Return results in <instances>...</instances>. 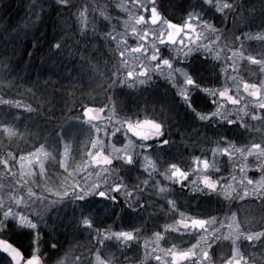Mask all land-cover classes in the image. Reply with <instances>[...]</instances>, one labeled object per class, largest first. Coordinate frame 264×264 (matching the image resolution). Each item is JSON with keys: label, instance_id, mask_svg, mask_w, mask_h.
Returning <instances> with one entry per match:
<instances>
[{"label": "rangeland", "instance_id": "374dc122", "mask_svg": "<svg viewBox=\"0 0 264 264\" xmlns=\"http://www.w3.org/2000/svg\"><path fill=\"white\" fill-rule=\"evenodd\" d=\"M86 2V0H84ZM94 0H91L93 3ZM139 3L144 4L149 11H145V8L135 6L137 0H104L103 5H108L106 17L112 18L107 34H111L109 41H111L112 50L107 47L104 50L107 56L110 58L109 70L107 74L108 83L117 82L121 80L119 85L129 84L132 89H143L151 85L152 81L161 83L167 81V85L171 88L173 94L181 102L185 109L193 112L195 111L194 94L199 91L200 97L203 96V101L212 102V110L219 111L222 114L228 116L231 119L236 118L235 107L230 100L226 98H220L218 95L212 97L208 92L204 91V88H210L217 93L223 91L225 87L229 90V95L234 96L241 101V104L236 107H243L244 104H248V111H253L252 99H249L247 94L243 92L241 84V92L236 93L235 86L232 83V77H236L238 82L257 83L264 80V75H261L257 65H254L247 59L248 56H254L256 59L264 57V41L260 39L263 29H255L253 31H245L242 34H238V38L234 42H229L228 36L223 35V31L215 22L206 18L204 15L203 20H207L212 25V28L219 30L220 39L217 40V33L211 31V29H205L203 27V21H197L193 19L196 32H200L201 40L195 41L193 36V42L201 45L208 44L212 51L205 52L203 49L197 50L191 53L187 58L181 54L176 56L173 48L186 51L188 44V36L185 32L176 38V44L171 43L160 45L158 41H155L154 32H158L162 22L168 19L162 17V20L157 25L150 24V7L148 0H139ZM224 3H229L226 0H214V4L217 8ZM65 5V4H64ZM69 9H73L71 4H67ZM96 10L97 3L95 2ZM157 6V4H156ZM79 23L81 28L86 27V20L90 16L87 12L80 10ZM159 11V10H158ZM193 12V11H192ZM191 13V12H190ZM189 14V13H188ZM188 14L184 19L179 22H172L175 24L184 25L188 19ZM143 15L145 21L138 23L139 16ZM226 21L230 20V16L223 18ZM231 22V21H230ZM229 22V23H230ZM18 35L23 34L24 28L17 27ZM133 28L141 36L145 32L149 33L147 38L141 40L133 33ZM1 29V28H0ZM191 35V33H189ZM108 36V35H107ZM251 37V38H249ZM166 39V36H165ZM251 39L252 42L247 41ZM180 41L184 42L182 46ZM155 42L156 46L161 49L162 56L165 58H171L174 61V68H184L195 81L197 78L193 73L195 57L198 55L206 56L214 61V65L218 71V79L208 86L207 84H201L197 81L196 84L190 85L189 98L185 99L180 95V90L183 87L184 77L173 72L169 75L168 70L165 68L164 74L160 72H153L151 77L145 83L140 82L138 77L139 69L138 63L143 62V58L139 53H133L130 50H134L141 43L148 48V54L151 53L150 45ZM113 51V52H111ZM124 51L125 56L120 57L119 52ZM125 62V64L122 63ZM231 65V66H230ZM133 71L134 77L126 78V72ZM63 75L59 76L62 77ZM56 85L58 80L53 81ZM62 84V80H60ZM45 85V83H43ZM118 85V86H119ZM156 86V85H155ZM157 87V86H156ZM68 92V91H66ZM69 93V92H68ZM113 93V92H110ZM97 96L93 95L92 99H96ZM110 100V97L108 96ZM213 100H218L217 104L213 103ZM17 107L29 110V106L24 101H18ZM25 103V104H24ZM114 105V104H113ZM90 106V105H89ZM96 106V105H95ZM97 109L103 108V112H94V116H99V120H92L91 125L87 123V120L83 118L81 106L70 105L63 114V118L71 117L65 123V129L67 133L57 131L54 137H44L41 132H37L36 129H23L17 130L10 125L0 123V131L4 133L9 140L2 142L6 144L7 149H0V236L9 234L10 228H18L27 239L28 249L30 255H39L42 264H175V260L170 255V251H185L189 249L193 244H196L200 235L211 233L214 230H219L224 236L228 233V224H233V233L237 230V224L241 230L258 232L264 225V212L259 214L251 207L254 202L261 201L256 196L250 195L246 197L244 201H240L233 194L232 199H228L225 195H217L216 193L206 194L199 192V188L202 187L201 179L203 175H209L213 181H220V187L226 188L231 194L232 189L237 192H241L244 187H247L249 192L252 191V185L247 184V180L258 181L261 178V170L257 166L259 161L254 156H247L242 160L239 154L233 153L229 158L226 154L217 152L213 156L212 149L217 147L225 148L229 147L227 144L217 145L214 142L220 138L210 139L209 134L203 135L200 144L191 145L189 149V157L187 161L183 163H177L175 155L173 153V147L170 145L171 153L168 155L167 143L164 148L143 149L135 148L134 160L132 163H128L122 159L117 158L114 160L113 165L107 166V171H104L101 166H98L93 161L92 157L96 154L103 152V155L111 156L114 146L116 149H122L128 143V139L131 138L133 144H144L151 141L162 140L161 138H154L149 141H141L139 137H135L134 134L129 132L126 138L123 135V130L126 129V124L121 132L115 136L111 135V132L117 121H130L135 123L137 120L153 119L146 116L136 118L133 116L132 111L124 109L122 106L114 105V111L110 112L108 107L96 106ZM177 109V108H176ZM179 111V109H177ZM257 114L264 115L258 108L255 109ZM195 114V113H194ZM204 114V113H202ZM209 114V113H208ZM198 115V113H196ZM207 115V114H204ZM199 116V115H198ZM74 117V118H72ZM80 120H78V118ZM109 117H111V123H109ZM77 118V119H76ZM219 119V117H218ZM222 126L236 127L239 129V123L229 124L227 121L218 120ZM41 120V119H40ZM157 120V119H156ZM246 123L250 129H260V125L256 121H252L245 118ZM37 121L34 124H37ZM204 124L206 123L203 120ZM24 123H29L24 121ZM52 122V126L55 125ZM42 131L45 133V124L42 120ZM83 126V127H82ZM96 129H100L99 132ZM204 129H206L204 127ZM245 129V128H244ZM207 130V129H206ZM206 130L203 132L206 133ZM247 130V129H246ZM167 131V130H166ZM9 135L10 137L8 138ZM252 135V134H251ZM167 136V134H166ZM165 136V137H166ZM12 137V138H11ZM232 141L237 149L244 148L249 145L248 138L246 142L240 143L235 136H225ZM11 138V139H10ZM22 139H26L30 142L29 146L21 145ZM93 142H98L96 148L92 147ZM99 142L103 143V148L99 147ZM255 142L259 143V140ZM135 152L138 154L135 156ZM91 153V155H89ZM144 157H148L145 159ZM200 158L199 167L196 164V158ZM203 159L209 160V169H203ZM8 160V164L4 165L3 161ZM155 161V168L151 167L152 162ZM127 162L129 165H127ZM175 163L181 170L189 172L188 179L183 182V185L179 181L168 179V166ZM244 171H241V168ZM219 169V171H216ZM232 177H235L233 181ZM123 180V184L126 186L127 191L131 195L126 196L124 190L121 192L108 191L106 196H100L99 191H107L110 186H103L107 181L115 186ZM144 181L148 183L145 184ZM195 181V183H193ZM241 181H244L241 184ZM100 184L102 187L94 192L89 193L87 196H83L80 193H72L71 185L80 184L84 187L85 183ZM163 189V191H161ZM68 195H64V192ZM180 192L184 193V196L179 195ZM59 193V195H58ZM201 195H215L220 202L216 205L219 210L212 213H206V209L199 208V204L193 202V204L199 208L191 210L188 208L186 202H181L180 198H193L197 199ZM91 196H97L107 201L111 200L117 204V212L114 213L112 219L105 216V227L96 228L93 227V238L95 246L88 251L86 257H82L77 254L63 253L64 251L46 249V243L44 238L46 236L44 221L48 216V213L53 209H57L60 205L65 203H73L74 201H82L85 198ZM112 197H116L113 199ZM67 199H71L68 201ZM175 201V205L170 201ZM243 205V207H239ZM12 208L13 214L5 216V212L8 208ZM124 209H132V211L146 214L151 211V214H157L151 219L150 222L145 224H136L126 218V215L122 212ZM231 209V211H229ZM160 212V213H159ZM236 213V219H231L232 213ZM25 215L29 223H22L19 219V215ZM111 218V217H110ZM213 218L215 222L213 223ZM83 218V223H84ZM183 219L191 224L192 219H203L206 221L205 230L199 227L193 229L189 226L185 229L179 221ZM259 220L261 223H258ZM90 220V219H89ZM92 221V220H91ZM113 222L118 223L114 224ZM33 225H35L33 227ZM223 225V228H221ZM43 229V232L40 229ZM179 229V231H177ZM98 230V231H97ZM128 231L133 233V240L128 241L125 238L117 237L114 234ZM99 232V235H98ZM159 232L160 236L157 237L156 233ZM107 237V239H105ZM86 239L83 236L82 241ZM101 239H104V243H99ZM251 243L243 238L232 244L228 240L218 242L213 245L212 258L213 264H225L226 258H232L234 255V249L239 248L240 253L243 254L241 264H255V259L252 258V253H259L262 256L264 262V249L257 250V243L253 248H247L245 251L242 244ZM134 245L138 247L136 250H130ZM175 246V247H173ZM47 252L46 254L44 251ZM52 253V255H50ZM147 253V256H146ZM161 257L160 261L155 260V256ZM5 257V256H4ZM79 257V260H75ZM257 258V257H256ZM9 261L7 258H5ZM0 256V264H8V262ZM180 264H191V258L189 261H180Z\"/></svg>", "mask_w": 264, "mask_h": 264}, {"label": "trees", "instance_id": "16d2710c", "mask_svg": "<svg viewBox=\"0 0 264 264\" xmlns=\"http://www.w3.org/2000/svg\"><path fill=\"white\" fill-rule=\"evenodd\" d=\"M103 1L94 0L91 3V0H69L68 4L73 8L71 10L61 4L60 0H0L1 124L6 123L17 130L34 128L44 137L55 138L53 135L57 131L64 130L67 133L63 126L71 117L63 118L62 113L70 105L106 107L109 96L114 105L137 113L133 114L136 118L146 116L166 124L167 131L170 129V143L177 148L196 145L205 134H209L211 140L235 136L240 143L250 138L249 131L240 125L239 129L235 126H222L216 118L207 120L204 124L196 113L185 109L177 97H174L167 81H152L150 86L140 90L132 89L129 84L119 85V80L109 84L107 74L112 57L107 56L104 50L107 47L112 50V42L109 41L105 27H109L112 18L106 17L109 8L108 5H103ZM156 4L159 12L170 22L180 23L188 13L201 12V15L223 27L220 29L224 36H228L229 42L235 43L238 34L245 31L264 30V0H239L243 13L235 19V13H221L219 8L207 5L205 0H156ZM80 10L88 11L90 16L85 28H81L79 23ZM224 16H230V20H224ZM17 27L24 28L22 35H18ZM247 41L252 42L251 39ZM57 43L61 44L59 48L56 47ZM252 44L256 45L255 42ZM214 61L206 56L195 57L197 64L193 73L199 83L210 86L219 78ZM61 75L63 76L59 77ZM55 79L59 85L53 82ZM93 95L97 96L94 100ZM203 97H200L199 91L195 92L193 104L196 110L204 114L213 112L209 102H203ZM18 101H24L30 111L17 107ZM42 120L45 133L41 128ZM37 121L39 122L34 124ZM52 122L56 124L52 126ZM205 130L206 133L203 134ZM1 141L9 142L2 131L0 149H7V143L2 144ZM20 144L23 147L29 146L30 142L22 139ZM217 201L207 200V208L211 211L218 210L217 207L208 205L216 204ZM251 207L258 214L264 212L261 201L259 204L254 202ZM110 210L113 217L116 206L103 198H85L66 205L64 203L51 210L44 221L46 249L62 250L71 255L78 253L86 257L88 251L95 246L93 227H105L104 218L109 216ZM83 218L92 220V226L85 225ZM83 236L86 237L84 241ZM7 238L20 244L23 251L27 252L23 240L17 238L18 241L10 235ZM256 248L258 250L261 247L259 245ZM135 249H138L136 245L130 248ZM255 264H264L259 253L255 254Z\"/></svg>", "mask_w": 264, "mask_h": 264}, {"label": "snow or ice", "instance_id": "6c2138e0", "mask_svg": "<svg viewBox=\"0 0 264 264\" xmlns=\"http://www.w3.org/2000/svg\"><path fill=\"white\" fill-rule=\"evenodd\" d=\"M61 4L67 5L69 3V0H60ZM205 3L210 6L216 7L214 4V0H205ZM148 4L151 5L150 7V24L151 25H157L158 22L162 20L161 14L158 11V7L156 6V0H148ZM135 6H138L140 8H145V11H149L148 8L145 7L144 4L139 3V0H137V4ZM239 9V10H238ZM221 13H224L227 11L228 13L232 14L235 13V16L233 19H235L236 16H240L241 13H243V9L239 4V0H234L233 3H224L222 6L218 9ZM196 19L197 21H203V27L205 29H211L212 32L217 33V40L220 39L219 36V30L212 28V25L209 21L203 20V16H201L196 11H193L188 14V19L185 22L184 25L175 24L170 21L164 20L158 30V32H154L152 35L155 38V41H158L160 45H165L168 43H171L172 45L176 44V38L181 34V32H185V35L188 36V44L184 47H186V51L181 49L173 48L176 56L179 57V55L183 54L185 58H187L191 53L203 49L205 52H210L212 49L208 44H199L193 42V36L195 37V41L201 40V33L196 32L195 25L193 24V19ZM145 21V17L143 15L139 16L138 23H142ZM262 33H264V30H261ZM133 33L139 37L141 40L144 38H147L149 33L145 32L143 36H141L140 33L136 32V29L133 28ZM191 33V35L189 34ZM108 37L111 38V34H107ZM230 35V34H226ZM166 36V39H165ZM251 38V37H249ZM233 39L235 40L236 37L233 35ZM260 39L264 41V34H261ZM180 44L183 46L184 42L180 41ZM61 46L60 43H57L56 47L59 48ZM151 53L148 54V48L144 46L143 43L139 45L134 50H130L133 53H139L140 56L143 58V62L138 63L137 67L139 69L138 77L140 78L141 83L147 82V80L151 77V74L153 72H160L162 75L164 74V69L166 68L168 70L169 75H171L173 72L179 73L184 77L183 87L180 90V95L183 96L185 99L189 98L190 89L189 86L196 84L197 81L193 79V77L184 69V68H174V61L171 58H165L162 56L161 49L156 46V43L153 42L151 45ZM120 57L125 56L124 51L119 52ZM247 59L251 61L252 64L257 65L259 68V72L261 75H264V57L261 59H256L254 56H248ZM122 63L125 64V67H127L126 63L122 61ZM231 66V65H230ZM134 77L133 71H127L126 72V78H132ZM232 83L235 86L236 93L239 94L241 92V84L242 89L245 94L249 97V99H252L253 104V111H248L249 105L244 104L243 107H236L241 104V101L236 99L234 96L229 95V90L227 87L223 91H219L218 93L210 88L205 87L204 91L208 92L212 97L219 96L220 98H226L227 100H230L232 105L235 107L236 111V118L231 119L228 116L222 114L219 111L211 112L207 115L198 113L201 120H211L213 118L219 117L218 120L221 121H227L229 124H236L237 122L240 124V126L249 131L251 135V138L249 140V145L237 149L231 140H229L227 137H221L220 139L216 140L214 143L217 145L220 144H227L229 147L220 148L217 147L215 149H212L213 156L216 155L217 152L226 154L229 158L232 157L233 153L239 154L241 159L243 160L245 158V154L247 156H254L259 163L257 166L261 170V178L258 181L253 180H247L248 185H252V191L249 192L247 187H244L241 192H237L235 189H232V193L230 194L226 188L220 187V181H213L209 175H203L201 179L202 187L199 188V192L211 194L216 193L217 195H225L228 199L233 198V194L236 198H238L240 201H244L246 197H249L250 195L256 196L259 198L262 202V205H264V115L257 114L255 109H259L261 112H264V80H261L259 84L257 83H247V82H238L236 77H232ZM0 103H3V101H0ZM214 104L218 103V100H213ZM108 107L109 111H114V105L112 101L109 100L108 104L106 105ZM103 112L104 109H93L91 107H85L83 109V117L87 118V123L91 125L92 120H99V116H93V112ZM245 118H248L252 121H256L261 127L259 130L257 129H250L248 124L245 121ZM111 117H109V123H111ZM116 124L119 126H115L111 132L112 136H115L117 133L121 132L122 129H124V125L126 124V129L123 130V135L127 138L129 135V132L134 134L135 137H139L141 141H149L154 138H158L164 135L163 130V124L156 122V120H148L145 119L143 121L137 120L135 123H132L130 121H117ZM97 132L100 131V129H96ZM256 140H259L260 142H255ZM161 143H168L167 140L161 141ZM98 146V142H93L92 147L96 148ZM99 147L103 148V143L99 142ZM113 151L111 153V156L103 155V152L96 154L92 157L93 161L96 165L101 166V168L104 171H107V166L113 165L114 160L117 158L122 159L124 161H127L128 163H132L134 160V150L135 148H143V149H150L152 146L150 144H133V141L131 138L128 139V143L124 146L122 149H116L114 146ZM138 153L135 152V156ZM91 155V153H89ZM145 159H148V157H144ZM203 169L207 170L209 169V160L203 159ZM4 165L8 164V160L3 161ZM196 164L197 167H199L200 164V158H196ZM151 167L155 168V161L152 162ZM247 165H244V167L241 168V171H244V168H246ZM168 179L179 181L182 185L185 180L188 179L189 172L181 170L175 163L168 166ZM216 171H219V169H216ZM233 181L235 180V177H232ZM145 184H147V181H144ZM195 183V181L193 182ZM244 181H241V184H243ZM103 186H110L107 191H99L100 196H106L108 194V191H115V192H121L124 190L125 195H131L127 191L126 186L123 184V180L121 179L120 182L115 183V186L113 187L112 183L105 182ZM69 187H72V193H80L82 194L81 198L83 196H87L89 193L96 191L97 189L101 188L102 186L100 184H96L95 182L92 183H85L84 187H81L80 184L71 185ZM163 191V189H161ZM59 195V193H58ZM64 195H68V193L65 191ZM115 199L116 197H112ZM173 205H175V201H170ZM239 207H243V205H240ZM231 211V209H229ZM13 214L12 208L9 207L8 210L5 212V216ZM19 219L22 223H29L31 224L30 220H27L25 215H19ZM231 219L235 221L236 219V213L233 212ZM215 222V218H213V223ZM181 225L184 226L185 229H188L189 226L191 228L195 229L199 227L202 230H205L206 221L203 219H192L191 224L189 225L188 222L181 219L179 221ZM84 224L88 226H92V221L89 219H84ZM35 225H33L34 227ZM221 228H223V225H221ZM228 235L224 236L222 232L219 230H214L211 233H207L205 235H200L199 239L197 240L196 244H193L189 249L185 251H170V255L175 260V264H180V261H189L191 258V264H213V258H212V249L213 245L217 244L218 242H222L224 240L230 241L232 244H235L236 241L241 240V238L251 242L248 244V248H253L257 243H259L260 247L264 249V230L258 231V232H251V231H245L241 230L237 224V230L235 233H233V224L229 223L228 226ZM98 231V230H97ZM179 231V229H177ZM207 231V230H205ZM99 235V232H98ZM117 237L125 238L128 241L133 240V233L128 231H121L114 234ZM156 236L159 237L160 233L157 232ZM107 239V237H105ZM5 243L4 241H0V244ZM99 243H104V239H101ZM175 247V246H173ZM3 251H6L10 254L12 257V260L15 262V264H21V261L23 260V264H42L41 258L38 255H32L30 258L25 259L23 252L18 249L17 247H13L12 244H7V246L3 247ZM252 258L255 259V253H252ZM147 256V253H146ZM243 254L240 253L239 248L234 249V255L232 258H226L225 264H241ZM79 257H76L75 260H79ZM156 261H160L161 257L159 255L155 256ZM247 264V262H245Z\"/></svg>", "mask_w": 264, "mask_h": 264}, {"label": "water", "instance_id": "95a60500", "mask_svg": "<svg viewBox=\"0 0 264 264\" xmlns=\"http://www.w3.org/2000/svg\"><path fill=\"white\" fill-rule=\"evenodd\" d=\"M93 115V114H92ZM94 116V115H93ZM0 241H4L5 243H3V244H0V249L2 250L3 249V247H5V246H7V244H11V243H9V242H7V241H5V240H2V239H0ZM12 246L13 247H17V246H15V245H13L12 244ZM18 249H20L19 247H17ZM21 250V249H20ZM3 251V250H2ZM22 251V250H21ZM3 252H5L6 254H8L9 256H10V254L9 253H7L6 251H3ZM24 257H25V255H24ZM10 258L12 259V257L10 256ZM25 259H27L26 257H25ZM13 263L15 264V262L13 261ZM21 264H23V260L21 261Z\"/></svg>", "mask_w": 264, "mask_h": 264}, {"label": "clouds", "instance_id": "9594fccd", "mask_svg": "<svg viewBox=\"0 0 264 264\" xmlns=\"http://www.w3.org/2000/svg\"><path fill=\"white\" fill-rule=\"evenodd\" d=\"M163 124V123H162ZM163 130H164V125H163Z\"/></svg>", "mask_w": 264, "mask_h": 264}]
</instances>
